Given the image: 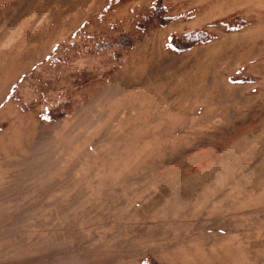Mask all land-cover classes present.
I'll list each match as a JSON object with an SVG mask.
<instances>
[{"label":"rangeland","instance_id":"obj_1","mask_svg":"<svg viewBox=\"0 0 264 264\" xmlns=\"http://www.w3.org/2000/svg\"><path fill=\"white\" fill-rule=\"evenodd\" d=\"M107 1L0 0V264H264V0H167L115 60H54L153 0Z\"/></svg>","mask_w":264,"mask_h":264},{"label":"trees","instance_id":"obj_2","mask_svg":"<svg viewBox=\"0 0 264 264\" xmlns=\"http://www.w3.org/2000/svg\"><path fill=\"white\" fill-rule=\"evenodd\" d=\"M118 1L120 0H108V4L105 8L110 7V5H113ZM168 9L169 2L167 0H153L146 10L137 14V17L131 21L129 26H118L115 24L110 26L108 31L103 33L94 32L90 34L84 32L81 42H73L70 45L65 46L63 53L54 54L55 56L53 59L65 61L74 57L78 53H92L97 55L107 52L109 49L112 60H115L120 54L117 50L118 47L122 48L131 46L135 40L148 30V28L163 25L172 19L174 15L169 14ZM220 19L224 20L223 17ZM243 22V19L236 17L232 19L231 24L238 26ZM212 23L213 20L207 21L199 26L170 34L166 41L167 48L171 51H182L193 44L208 41L211 35L208 27ZM44 82L46 83V80H44ZM67 103L68 101H58V106L53 105L41 110L45 111L41 116L45 118L54 117L56 114L62 112L60 106H65ZM142 263L155 264L148 258H144Z\"/></svg>","mask_w":264,"mask_h":264}]
</instances>
